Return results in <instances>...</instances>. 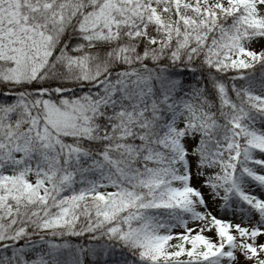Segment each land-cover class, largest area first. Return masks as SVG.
<instances>
[{
  "label": "snow or ice",
  "instance_id": "6c2138e0",
  "mask_svg": "<svg viewBox=\"0 0 264 264\" xmlns=\"http://www.w3.org/2000/svg\"><path fill=\"white\" fill-rule=\"evenodd\" d=\"M0 264H264V0H0Z\"/></svg>",
  "mask_w": 264,
  "mask_h": 264
},
{
  "label": "trees",
  "instance_id": "16d2710c",
  "mask_svg": "<svg viewBox=\"0 0 264 264\" xmlns=\"http://www.w3.org/2000/svg\"><path fill=\"white\" fill-rule=\"evenodd\" d=\"M73 242H82V241H77L76 238H73Z\"/></svg>",
  "mask_w": 264,
  "mask_h": 264
},
{
  "label": "rangeland",
  "instance_id": "374dc122",
  "mask_svg": "<svg viewBox=\"0 0 264 264\" xmlns=\"http://www.w3.org/2000/svg\"><path fill=\"white\" fill-rule=\"evenodd\" d=\"M206 234L211 235V233H206Z\"/></svg>",
  "mask_w": 264,
  "mask_h": 264
}]
</instances>
